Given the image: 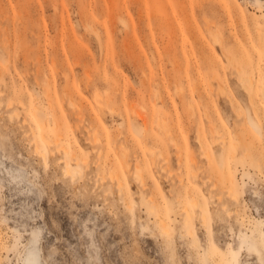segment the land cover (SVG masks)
Returning <instances> with one entry per match:
<instances>
[{
	"label": "rangeland",
	"instance_id": "rangeland-1",
	"mask_svg": "<svg viewBox=\"0 0 264 264\" xmlns=\"http://www.w3.org/2000/svg\"><path fill=\"white\" fill-rule=\"evenodd\" d=\"M149 1L172 22L171 9L181 20L192 4L188 68L210 60L192 97L183 78L162 88L174 72L155 46L167 35L153 15L148 24L145 0H0V264H23L29 249L41 264H264V0ZM130 16L135 38L119 23ZM241 75L255 84L256 116ZM130 106L146 127L133 128ZM41 118L51 137L62 130L79 176L62 175L63 155L43 168L33 153Z\"/></svg>",
	"mask_w": 264,
	"mask_h": 264
},
{
	"label": "bare ground",
	"instance_id": "bare-ground-1",
	"mask_svg": "<svg viewBox=\"0 0 264 264\" xmlns=\"http://www.w3.org/2000/svg\"><path fill=\"white\" fill-rule=\"evenodd\" d=\"M136 1H138V0H136ZM131 7H133V6H131ZM182 7H183V5H182ZM207 8H205V9L207 10ZM193 11H194V9L192 7V4H191V2H189L188 7L186 9H185V6H184V11L181 14V20H180L178 18V15L176 14V12L173 9H171V18L173 19V22H172V21H170V17H168V15L165 14V11L162 9L161 6H159L158 4H155L154 2H150L149 0H145V3H144V13H143L145 15V17H146V20L148 21V24H152V16L151 15H153V22H154V24L157 25V27L160 30L165 31V33L167 35V45H166V47H164L162 49V51H160L157 48V46H155L156 47L157 57L158 58L165 59L166 62L171 66V68H172V70L174 72V75L171 74V75H169L167 77V79H165L166 82H163L162 83V88L163 89H166V85L169 86V85L173 84V82H174L175 79L179 80L178 82H180L182 80V78H183V79H185L186 83L189 86L188 87V93H189V95L191 97L198 93V89H199V87H198V80H201V73H202L201 67L207 65V63H210V60L209 61H207V60H201V67H199V68L197 67L195 73H193V71L190 70V68H188V56H187V53L185 51V42H186L185 41L186 40L185 38L186 37L184 38L182 35H183V33H184L185 30L186 31L187 30H190L189 28L192 27V25H193V23H192L193 22L192 18H193V14H194ZM119 20H120L119 23L122 25L121 27H123V29H130L132 38H135L136 35H137L136 34V27H135L134 21L131 18V16H130V24L126 23L120 17H119ZM138 20H142L141 17L138 18ZM85 27H86V29H89V32L90 31L92 32V35L99 42V45H100L101 37H100V34L97 32V30L94 28V25H91L89 23H86L85 24ZM106 31H107V29H106ZM176 31H179L180 34H181V37L179 39L176 38V34H177ZM180 34H179V36H180ZM215 40H216V38H215ZM219 41L220 40H218V42ZM177 43H179V44H177ZM216 43H217V41H216ZM176 45H178L180 47L181 54H182V58H183V61H184L183 64H181V62L179 63V59L175 56L176 52L175 51H172V49H171V48H175ZM100 47H101V45H100ZM129 55L131 56V52L129 53ZM142 55L144 57H146L145 59L148 61L147 64L149 66L150 65V62H149L150 58H148L145 55V52H144L143 49H142ZM132 56H133V53H132ZM154 56L151 53V55H150L151 62H154V60H155L154 58H156ZM194 58H195V62L197 61V63H198V60L196 59V56H194ZM133 60H134V58H132V61ZM134 62L135 61H133L132 63H134ZM213 62H214V60H213ZM135 67H136V65H135ZM142 67H143V65H142ZM142 67L141 66L139 67L140 68V71L139 72H141L140 75L142 76V80L143 79L146 80L145 83L147 82L146 84L149 85L150 82H151V79H152L151 78V74H149V75L146 74V72H144V69ZM159 67H161V66L159 65ZM207 68H211V65H209ZM149 69H151V68L149 67ZM240 70L238 71V73H240ZM160 75H161V72H160ZM256 75H257V73H256ZM250 76H248V75H241L240 78H239V81H240V83H239L240 86L239 87L245 93H247L249 95L248 99H249V104L251 105L250 107H252V112H253L252 114L254 116H256L257 115L256 114L257 113L256 112L257 107L254 106V102H253V99H252V96H251V89L254 87L255 84L252 82V79H251ZM212 78H214V77H212ZM256 78L258 79V76ZM142 83H144V82H142ZM181 87L182 86H179V88L177 90L175 89V93H176V95L180 99L183 96V92H184V88H181ZM211 87L212 86L209 85V88H211ZM217 87H218V89H219L220 92H224L225 91L223 89V87H222L221 84H219ZM212 89H214V88L212 87ZM261 91L264 93V82L262 83ZM156 97L158 98L159 101H163V98H162V95L161 94L158 93L156 95ZM96 101H98V100H95V102ZM68 102L70 103V105L73 108L77 107L76 104L73 102V99L71 97L68 98ZM98 105H100V104H98ZM187 106L191 110V115H193L194 112H195V105H194V103H191L189 101L188 104H187ZM99 108H100V106H99ZM129 111L132 113V114L130 113L131 114L130 115V119L132 121V126H133L134 129L138 128L139 124H141L143 126V128L147 126V121H146L145 116H143L140 112L134 110V107L133 106H130ZM176 120H178V119H176ZM258 120H259V118H258ZM249 121H250L251 125L254 128H257L256 123L253 122V120L250 118V116H249ZM23 122H25V121H23ZM36 122L38 123V126L41 127V129L43 130V132L41 133L40 138L37 139V141H35V140L33 141L34 142V148H33L34 151H33V153L36 154V156L42 161L43 168H47L50 165L49 164V160L50 159L47 158V155H52L53 153H55V154L57 153V155L58 154L63 155V163H62L63 166L61 167L62 175L65 177V176H68L70 174H73V175H77L78 174V176H79L80 175V171L77 170V169H70V166L68 165V162H67L68 160L66 158H64V156L66 157V155H68L69 150L60 141L62 139V136H63L62 130L61 129H54L55 136L54 137H51L49 135V133L46 131V128L47 127H46V122L44 121V119L41 118L40 120H37ZM157 126H158L159 131L161 133H163L164 136L169 135V130H167L165 128L164 120H162V119L159 120V122L157 123ZM53 127L54 128L56 127V124L55 123L53 124ZM197 137H198V139H200V136L199 135H197ZM121 155H122L123 158L126 156L125 153H122ZM205 155H206V157H210L208 154H205ZM55 157H57V156L55 155ZM59 160H61V158ZM71 160H74V162H76L75 164L78 163V159L77 158H71ZM218 160H219V162H221V159L219 157H218ZM55 161L57 162V160H55ZM82 162H84V161H82ZM58 163H57V165L59 166ZM70 163H71V161H70ZM126 168L128 169V167H126ZM73 175H71V178H74L75 177ZM133 175H135V174H133ZM135 176H136V178L138 180H140L141 183H143L142 182V176H141L140 173L136 172V175ZM118 184L120 185L119 182H118ZM121 185H122V183H121ZM192 203H193V206L197 205V203H196V201L194 199L192 200ZM134 205H136V204H134ZM124 208H125L126 212L130 211L129 206L126 203L124 204ZM201 210H203V209H201ZM158 219H159L158 225L160 227L159 228V235L163 238V240H165V242L167 243V246H168L169 245L168 242L170 241V238H171V232H170V230L168 229V227L166 225V220L164 219V217L159 216ZM188 220H190V219H188ZM185 222H187V221H185ZM132 223H135V222H132ZM144 226H140L141 227L140 230L142 232L147 230L146 229L147 226L146 227H144ZM23 264H41L40 259H39V255H38V253H37V251L35 249H29L27 251V254H26V257H25V259L23 261Z\"/></svg>",
	"mask_w": 264,
	"mask_h": 264
}]
</instances>
